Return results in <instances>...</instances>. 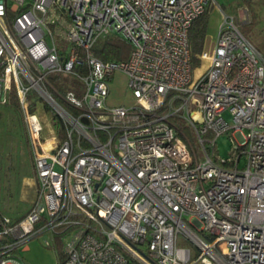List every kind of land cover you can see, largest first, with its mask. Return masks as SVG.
I'll return each instance as SVG.
<instances>
[{"label":"built area","instance_id":"2783aa9c","mask_svg":"<svg viewBox=\"0 0 264 264\" xmlns=\"http://www.w3.org/2000/svg\"><path fill=\"white\" fill-rule=\"evenodd\" d=\"M216 3L0 0V104L15 92L37 181L22 216L0 214V264L44 235L63 264H264V53L223 13L193 76L189 29ZM111 34L126 59L94 53ZM117 72L131 101L110 106Z\"/></svg>","mask_w":264,"mask_h":264},{"label":"rangeland","instance_id":"374dc122","mask_svg":"<svg viewBox=\"0 0 264 264\" xmlns=\"http://www.w3.org/2000/svg\"><path fill=\"white\" fill-rule=\"evenodd\" d=\"M243 9L247 10V20L243 18ZM223 13L233 16L243 35L259 52L264 53V0H217L216 5L211 9L205 38V47L208 50L214 43L216 29ZM111 35L124 39L120 34ZM207 65L208 62L204 59L198 66L193 67V76H198ZM62 78L65 82L82 85V81L77 77L66 74L62 75ZM126 80V76L122 73H115L110 82L108 105L113 106L131 101L126 88ZM31 100L37 111L44 113V116L51 122L52 113L43 111L46 109H42V101L36 97ZM224 117L229 120V113L224 112ZM185 131L192 143L198 146L195 132L188 128ZM26 139V127L21 110L9 104H0V213L12 218L27 209L28 202L22 201L29 200V195L25 197V194L29 191L30 194L33 190L34 200L37 193V186L34 189L29 188L25 183L32 170L31 149ZM216 146L220 156L227 155L231 146L227 133L218 137ZM22 193L24 197L21 196ZM44 236L33 238L23 246L21 255L25 264H59L56 242L45 246L42 242Z\"/></svg>","mask_w":264,"mask_h":264},{"label":"trees","instance_id":"16d2710c","mask_svg":"<svg viewBox=\"0 0 264 264\" xmlns=\"http://www.w3.org/2000/svg\"><path fill=\"white\" fill-rule=\"evenodd\" d=\"M210 13L211 9H206L196 19L193 20L189 29V39L191 45V57L193 67H196L200 64L199 54L205 46V38L207 35ZM130 49V43L116 35H109L103 39H100L95 42L93 46L94 53L102 60L126 59L130 52ZM49 79L53 82V84L57 85L54 76H50ZM8 104L19 108L14 91H12L11 93L10 102ZM45 108L49 109L48 107ZM53 117L54 119H56L55 115H53ZM55 122L59 125L58 121L55 120ZM56 247L59 251V264H63L66 256L62 250V242L59 237L56 238Z\"/></svg>","mask_w":264,"mask_h":264},{"label":"crops","instance_id":"0c3cea01","mask_svg":"<svg viewBox=\"0 0 264 264\" xmlns=\"http://www.w3.org/2000/svg\"><path fill=\"white\" fill-rule=\"evenodd\" d=\"M26 143H27V139H26ZM30 159H31V163H32L31 154H30ZM25 183L28 184L29 188L32 187L34 189L37 186V181H36V177H35V173H34V169H33V164H32V170H31L30 176L25 180ZM29 192H27V194H25V197H27L29 195V200H22V201H27L28 202L27 209L25 211H23L22 213H18L15 218L22 216L28 210V208L30 207V205H31L30 203H32L31 201H33V198H34V193H33V190L31 191L32 193L29 194ZM21 196H23V193H22Z\"/></svg>","mask_w":264,"mask_h":264}]
</instances>
